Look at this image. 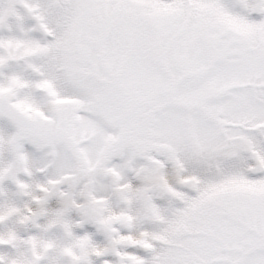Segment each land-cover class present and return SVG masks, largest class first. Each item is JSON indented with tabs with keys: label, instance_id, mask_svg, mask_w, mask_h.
Wrapping results in <instances>:
<instances>
[{
	"label": "snow or ice",
	"instance_id": "snow-or-ice-1",
	"mask_svg": "<svg viewBox=\"0 0 264 264\" xmlns=\"http://www.w3.org/2000/svg\"><path fill=\"white\" fill-rule=\"evenodd\" d=\"M0 264H264V0H0Z\"/></svg>",
	"mask_w": 264,
	"mask_h": 264
}]
</instances>
